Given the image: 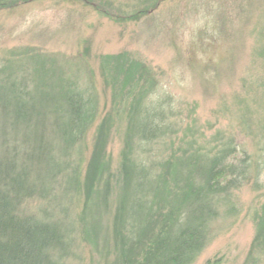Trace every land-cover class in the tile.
<instances>
[{"label": "trees", "instance_id": "trees-1", "mask_svg": "<svg viewBox=\"0 0 264 264\" xmlns=\"http://www.w3.org/2000/svg\"><path fill=\"white\" fill-rule=\"evenodd\" d=\"M24 1L31 0H0V9ZM37 52L9 51L0 59V264H65L75 232L57 196L84 190L81 215L91 226L87 217L107 206L114 188L120 194L109 264H192L212 224L235 211L234 192L251 183L260 188L264 134L255 158L242 151L245 158L238 160L233 137L217 132L212 141L197 142L201 138L185 130L171 133V103H146L156 85L149 67L125 56L113 63L105 57L101 70L113 104L124 95L128 141L146 157L135 160L124 151L116 177L108 174L98 157L107 132L104 117L81 178L68 157L99 115L97 94L91 81L81 85L66 76L57 58ZM153 152L159 161L151 160ZM34 199L48 208L27 214L22 204ZM258 215L252 245L264 254V207Z\"/></svg>", "mask_w": 264, "mask_h": 264}, {"label": "rangeland", "instance_id": "rangeland-1", "mask_svg": "<svg viewBox=\"0 0 264 264\" xmlns=\"http://www.w3.org/2000/svg\"><path fill=\"white\" fill-rule=\"evenodd\" d=\"M25 49L57 58L66 76L81 85L92 82L99 115L68 157L81 178L96 152V128L104 117L107 132L98 157L108 174L116 177L124 151L135 160L146 157L128 141L124 95L113 104L101 70L105 57L113 63L125 56L149 67L156 85L146 103H171V133L185 130L201 138L197 142H209L218 132L234 138L238 160L245 158L242 151L255 158L264 134V0L24 1L0 9V59ZM151 160L160 157L153 152ZM259 174L260 188L251 183L234 192L235 211L212 224L211 237L192 264H264L263 252L252 245L264 207V169ZM83 192L57 196L75 232L65 264H109L120 193L114 188L107 206L90 213L87 221L93 224L86 226ZM44 203L34 199L22 205L27 214H36L48 208Z\"/></svg>", "mask_w": 264, "mask_h": 264}]
</instances>
